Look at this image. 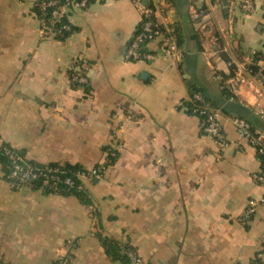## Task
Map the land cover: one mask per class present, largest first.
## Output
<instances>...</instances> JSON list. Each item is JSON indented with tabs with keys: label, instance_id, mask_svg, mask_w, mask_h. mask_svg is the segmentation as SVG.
Here are the masks:
<instances>
[{
	"label": "crops",
	"instance_id": "0c3cea01",
	"mask_svg": "<svg viewBox=\"0 0 264 264\" xmlns=\"http://www.w3.org/2000/svg\"><path fill=\"white\" fill-rule=\"evenodd\" d=\"M36 1L0 0V144L87 169L109 150L116 158L85 181L92 205L14 189L0 171V258L53 264L69 253L73 264H122L100 231L146 264H264V204L241 220L247 202L264 196L260 155L233 122L246 119L264 139V92L245 84L233 94L216 78L249 59L264 69V0L250 16L240 0H91L69 11L65 37L43 29ZM156 3L181 56L166 54L163 31L148 43L152 59L128 60L144 7ZM78 57L90 63L83 87L71 79ZM194 90L218 109L226 146L202 131Z\"/></svg>",
	"mask_w": 264,
	"mask_h": 264
},
{
	"label": "built area",
	"instance_id": "2783aa9c",
	"mask_svg": "<svg viewBox=\"0 0 264 264\" xmlns=\"http://www.w3.org/2000/svg\"><path fill=\"white\" fill-rule=\"evenodd\" d=\"M91 0H42L38 3V7L44 16H41L42 27L45 31L53 34H61L70 29L68 21L69 11L73 9H83L88 6ZM142 5V0H137ZM159 4L166 6L164 3ZM155 4L152 8L144 7L143 17L140 26L137 28L126 53V58L131 61L150 60L154 57L152 53L145 50L147 43L153 40L159 32L153 23V18L156 19L157 12L164 10L165 7ZM157 5V7H156ZM239 9L243 15L250 16L257 11L256 0H240ZM264 11V3L262 6ZM49 10V15L47 11ZM165 41L167 43L166 54L172 57L179 58L181 56L180 49L177 45L176 27L168 24L164 30ZM253 60L249 59L247 62L237 65V69L228 78H224L218 74L216 78L225 84L233 94L238 93L243 85H254L262 89L258 90V95L264 92V69L254 66ZM253 65V66H252ZM90 63L85 58H75L71 64V79L73 83L88 84V71ZM191 102H204V96L196 92L191 97ZM193 112L198 114L201 118V127L204 134L211 137L218 145L226 146L228 143L224 132V125L220 118L218 109L208 106V104L196 105L193 107ZM257 113L264 117V111L260 108ZM233 122L240 130L241 137L246 140L251 146L255 147L260 155L261 169L255 174V179L264 185V139L252 131L251 124L244 118L235 117ZM110 154L105 159L104 163L99 164L93 168L86 170H77L75 176L82 181L95 180L103 177L107 166L112 162V156L115 155L113 150H109ZM12 162V171L10 176L16 180L12 186L18 189H38L43 191L45 188H54L56 182L60 178L58 175V167H48L47 169L38 167V165L31 163L26 157L16 154L9 149L6 150ZM42 178V182L38 185L35 180ZM68 185L73 184V179L68 176L64 179ZM264 204V196L261 199H250L247 202L245 209L242 212L241 220H247L253 215L258 206ZM131 264H146L144 259L138 252H128ZM262 254H258L261 258ZM54 264H73V257L71 254L60 257Z\"/></svg>",
	"mask_w": 264,
	"mask_h": 264
},
{
	"label": "trees",
	"instance_id": "16d2710c",
	"mask_svg": "<svg viewBox=\"0 0 264 264\" xmlns=\"http://www.w3.org/2000/svg\"><path fill=\"white\" fill-rule=\"evenodd\" d=\"M42 0H37L35 4V11L37 12L38 16H44V13L41 12L40 8L38 7V3ZM91 2V1H90ZM149 8H152V6H148ZM47 17L49 15V10L46 12ZM65 21H68L67 17L65 18ZM154 27L159 31L163 32L164 28L156 21V19L153 18ZM70 25V23H69ZM72 31V28L70 26V29L68 31H64L61 34H56L59 37H65ZM145 50L148 51V43L145 47ZM76 87H83L88 84H78L74 83ZM196 92V90H194ZM193 92V93H194ZM204 96V102H195L194 104L191 102L189 104L190 109L192 110L194 106L196 105H203L208 104V98L205 95L204 92L198 91ZM253 131V128H252ZM9 149L10 151H13L16 154L22 155L27 158L24 151L16 149L9 144H0V171L2 172L3 178L9 181V183L12 185L16 182L14 178L10 176L12 171V162L9 158V155L6 153V150ZM116 158V155L112 156V161ZM28 159V158H27ZM31 163H34L38 165V167L47 169L48 167H58L59 168V179L56 182L55 187L52 188H45L43 192L45 193H59L62 195H74L76 196L83 204L85 205H92L93 200L91 196L88 194L87 190L85 189V181H82L77 176H75V173L77 170H86L87 168L80 165V164H71V163H62V162H54V163H39L34 160L28 159ZM99 165V164H98ZM96 165V166H98ZM70 176L73 179V184L68 185L64 182V179L66 177ZM42 178H38L35 180V182L39 185L42 182ZM14 189L16 186H12ZM38 190V189H34ZM96 214V213H94ZM98 236L100 238L101 244L104 247L106 253L114 260L120 261L122 264H131L130 258L128 256V252H137L135 248L127 243H121L117 239L109 236L103 235L100 231H98ZM56 262V261H55ZM54 262V263H55ZM53 263V264H54ZM0 264H11L7 260L0 258Z\"/></svg>",
	"mask_w": 264,
	"mask_h": 264
}]
</instances>
